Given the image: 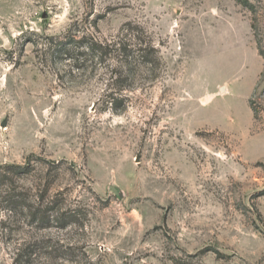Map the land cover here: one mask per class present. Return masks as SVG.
I'll use <instances>...</instances> for the list:
<instances>
[{
  "label": "rangeland",
  "instance_id": "obj_1",
  "mask_svg": "<svg viewBox=\"0 0 264 264\" xmlns=\"http://www.w3.org/2000/svg\"><path fill=\"white\" fill-rule=\"evenodd\" d=\"M0 264H264V0H0Z\"/></svg>",
  "mask_w": 264,
  "mask_h": 264
},
{
  "label": "bare ground",
  "instance_id": "obj_2",
  "mask_svg": "<svg viewBox=\"0 0 264 264\" xmlns=\"http://www.w3.org/2000/svg\"><path fill=\"white\" fill-rule=\"evenodd\" d=\"M221 91H223V90L221 89Z\"/></svg>",
  "mask_w": 264,
  "mask_h": 264
}]
</instances>
